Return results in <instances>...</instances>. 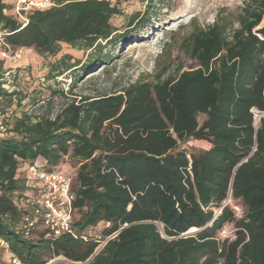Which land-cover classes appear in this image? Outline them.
<instances>
[{
  "label": "trees",
  "instance_id": "16d2710c",
  "mask_svg": "<svg viewBox=\"0 0 264 264\" xmlns=\"http://www.w3.org/2000/svg\"><path fill=\"white\" fill-rule=\"evenodd\" d=\"M51 1L22 27L0 0L5 43L50 57L63 44L94 51L85 64L67 54L52 64L48 79L72 72V86L97 63L108 72L105 49L128 37L112 24L118 2ZM181 48L173 73L166 65L119 91L73 96L53 117L23 115L0 133V239L22 264H264V0H247L231 32L224 20L194 27ZM6 64L0 104L16 95L3 87ZM66 158L78 164L72 228L87 241L25 235L27 166L53 171ZM229 225L232 238L218 239Z\"/></svg>",
  "mask_w": 264,
  "mask_h": 264
},
{
  "label": "rangeland",
  "instance_id": "374dc122",
  "mask_svg": "<svg viewBox=\"0 0 264 264\" xmlns=\"http://www.w3.org/2000/svg\"><path fill=\"white\" fill-rule=\"evenodd\" d=\"M14 1L7 0V4L12 6ZM109 1L118 2L122 12L121 16L112 20L116 33H128V37L114 49L112 46L105 49V52L113 56V60L107 65L109 71H101V63H97L92 69L85 71L72 86V72L48 79L50 72L53 75L57 72L52 70V64L65 54L71 56L73 60H78L80 65L85 64L95 57L94 51L82 47L72 48L63 44L60 53L56 57H50L40 55L32 49L23 48L17 63L7 62L5 65V88L16 92L11 100L0 104L1 112L7 115L5 118L9 129L12 128L14 121L23 115L30 116L33 120L36 116L43 114L53 117L65 103L72 100L73 96H76L78 101L80 96L110 94L139 78L147 80L166 65L169 66L167 74L173 73L178 63H185L184 60L187 57L183 54L181 43L194 27L203 29L219 20H224L231 32L237 27L238 16L247 3V0ZM147 10L145 22L130 26L129 18L132 15L136 13L142 15ZM92 75L91 80L88 79ZM51 90H61L63 95L53 97ZM77 168L76 161L66 158L65 162L56 167V170L70 177L73 185ZM229 227L230 225L221 231L218 239L232 238L233 232ZM44 231L46 227L43 224L35 228V234ZM193 231H188L187 235L195 234L196 232L193 233ZM2 254L0 250L1 264L4 258ZM55 259L57 261L52 264H63L66 261L63 257Z\"/></svg>",
  "mask_w": 264,
  "mask_h": 264
},
{
  "label": "built area",
  "instance_id": "2783aa9c",
  "mask_svg": "<svg viewBox=\"0 0 264 264\" xmlns=\"http://www.w3.org/2000/svg\"><path fill=\"white\" fill-rule=\"evenodd\" d=\"M51 0H15L12 4V12L15 18L24 27L28 20L27 14L33 11L46 10L52 6ZM4 35L0 33V58L6 60L10 64H15L21 58L23 48L12 49L4 41ZM8 74V73H7ZM4 89L5 84L3 85ZM9 93L12 90H7ZM14 96V95H13ZM7 115L0 110V133L7 132L9 126L7 124ZM261 115H256L259 118ZM27 187L28 191L25 194V204L30 210V215L25 218L21 225V229L25 235L29 230L36 228L37 225L43 224L46 227L47 236L49 238H58L62 235H70L74 238H80L82 241H87L84 234L77 235L72 228L73 218V203L75 201V193L71 178L62 174L58 170L47 171L42 166L37 164L27 166ZM229 198L222 204L221 208L215 213L218 214L221 209L229 203ZM234 212L240 214V208L232 206ZM115 234L109 236L102 245ZM0 250L2 251L3 264H22L21 261L9 253V244L7 241L0 239ZM57 259L49 261L48 264L56 262ZM89 261V260H88ZM87 261V262H88ZM69 264H84L65 261ZM86 263V262H85ZM1 264V263H0Z\"/></svg>",
  "mask_w": 264,
  "mask_h": 264
},
{
  "label": "crops",
  "instance_id": "0c3cea01",
  "mask_svg": "<svg viewBox=\"0 0 264 264\" xmlns=\"http://www.w3.org/2000/svg\"><path fill=\"white\" fill-rule=\"evenodd\" d=\"M3 2L7 4V0H3ZM189 145L199 149H208L210 147L208 143L198 141L191 142Z\"/></svg>",
  "mask_w": 264,
  "mask_h": 264
},
{
  "label": "water",
  "instance_id": "95a60500",
  "mask_svg": "<svg viewBox=\"0 0 264 264\" xmlns=\"http://www.w3.org/2000/svg\"><path fill=\"white\" fill-rule=\"evenodd\" d=\"M101 66H102V65H100V67H101ZM88 74H89V73H88ZM198 231H199V230H194L193 233H194V232H198Z\"/></svg>",
  "mask_w": 264,
  "mask_h": 264
},
{
  "label": "clouds",
  "instance_id": "9594fccd",
  "mask_svg": "<svg viewBox=\"0 0 264 264\" xmlns=\"http://www.w3.org/2000/svg\"><path fill=\"white\" fill-rule=\"evenodd\" d=\"M196 230V229H195ZM190 231V230H189ZM188 234V232L185 234V235H187Z\"/></svg>",
  "mask_w": 264,
  "mask_h": 264
},
{
  "label": "bare ground",
  "instance_id": "6f19581e",
  "mask_svg": "<svg viewBox=\"0 0 264 264\" xmlns=\"http://www.w3.org/2000/svg\"><path fill=\"white\" fill-rule=\"evenodd\" d=\"M193 230V229H192Z\"/></svg>",
  "mask_w": 264,
  "mask_h": 264
}]
</instances>
